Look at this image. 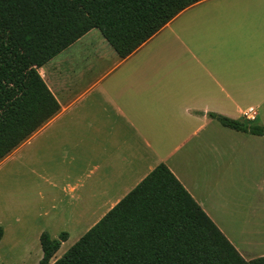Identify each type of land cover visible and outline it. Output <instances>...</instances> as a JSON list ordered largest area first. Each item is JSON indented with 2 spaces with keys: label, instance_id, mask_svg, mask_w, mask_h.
Returning <instances> with one entry per match:
<instances>
[{
  "label": "crops",
  "instance_id": "obj_1",
  "mask_svg": "<svg viewBox=\"0 0 264 264\" xmlns=\"http://www.w3.org/2000/svg\"><path fill=\"white\" fill-rule=\"evenodd\" d=\"M37 70L60 109L0 161H29L34 237L51 218L78 240L164 163L244 259L264 255V137L210 115L264 123V0L198 1L125 58L93 28ZM26 209L1 213L0 260L30 242Z\"/></svg>",
  "mask_w": 264,
  "mask_h": 264
},
{
  "label": "trees",
  "instance_id": "obj_2",
  "mask_svg": "<svg viewBox=\"0 0 264 264\" xmlns=\"http://www.w3.org/2000/svg\"><path fill=\"white\" fill-rule=\"evenodd\" d=\"M198 1L0 0V161L60 109L40 66L93 28L125 58ZM210 115L264 137V123ZM66 239L42 232L38 264H264L241 256L164 163L50 262Z\"/></svg>",
  "mask_w": 264,
  "mask_h": 264
},
{
  "label": "rangeland",
  "instance_id": "obj_3",
  "mask_svg": "<svg viewBox=\"0 0 264 264\" xmlns=\"http://www.w3.org/2000/svg\"><path fill=\"white\" fill-rule=\"evenodd\" d=\"M32 176L30 174V165L29 161H27L24 165H19L18 163H15L13 160L10 161L7 166L4 167V169L0 173V184L4 180L5 182L0 185V218L3 219V216H1L3 210L5 208H8L9 206L16 203L18 206H20L22 209H26L25 206L27 202L30 200L31 196H33L34 191H30V182H31ZM25 200L24 204L23 201ZM31 205L28 207L25 211V215L27 216V211L31 212V219H34L33 229L31 230L32 233H30V242L28 244L18 243L13 244L9 241L4 242L3 247L4 249L1 250L3 260L5 262H8L9 264H38L39 253H41L40 243H39V237L37 235V238L34 237L36 230H40V226L42 225V218H35L37 216L36 212L30 210L32 209ZM34 207V206H33ZM26 222L28 221L27 217L25 218ZM46 221L49 225H47V228L49 229V232L53 234L54 238H58L59 234L62 231L70 232V237L61 244L60 251L63 250V253L77 240L76 235L72 233L71 228L66 226L67 222L65 221H59L56 222L55 219L46 218ZM52 223V225H50ZM85 226H80L79 233L85 232ZM47 231V230H46ZM26 246H29L31 248V256L23 258L21 257V254L19 253V250L25 248ZM17 251L19 254H16L15 251ZM60 251H58V255L60 254ZM62 253V254H63ZM36 254V255H35ZM20 255V256H19ZM3 260H0V263L3 262Z\"/></svg>",
  "mask_w": 264,
  "mask_h": 264
},
{
  "label": "built area",
  "instance_id": "obj_4",
  "mask_svg": "<svg viewBox=\"0 0 264 264\" xmlns=\"http://www.w3.org/2000/svg\"><path fill=\"white\" fill-rule=\"evenodd\" d=\"M252 111H253V108L252 107H249L248 110H247L246 116H248L249 112H252Z\"/></svg>",
  "mask_w": 264,
  "mask_h": 264
}]
</instances>
